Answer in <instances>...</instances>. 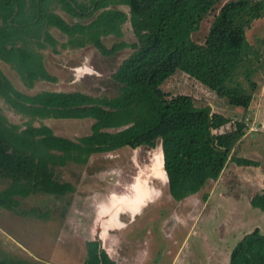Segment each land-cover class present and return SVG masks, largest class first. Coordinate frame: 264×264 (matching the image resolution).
I'll list each match as a JSON object with an SVG mask.
<instances>
[{
	"label": "trees",
	"instance_id": "trees-1",
	"mask_svg": "<svg viewBox=\"0 0 264 264\" xmlns=\"http://www.w3.org/2000/svg\"><path fill=\"white\" fill-rule=\"evenodd\" d=\"M222 0H0V59L16 70L27 86L37 79L55 81L45 66L42 50L54 52L58 40L50 27L67 32L70 24L56 7L71 10L84 6L85 24H78L81 45L90 43L112 55L131 47L111 77L119 85L113 96H94L82 91L42 89L27 93L18 89L0 67V97L15 111L28 117L23 125L10 121L0 110V176L8 180L0 189V208H12L18 197L37 192L64 195L74 186L56 177L55 166L68 162L85 164L96 152L122 147L154 146L160 141L163 168L174 198L197 191L219 177L228 160L258 165L256 160L232 155L245 132L246 122L230 121L208 104L197 105L187 93L170 94L162 84L176 72L225 97L230 104L248 108L256 82L250 71L243 84L239 69L250 49L246 29L264 13L263 0H226L214 14L202 41L192 33ZM127 4L125 10L112 4ZM75 10V9H74ZM129 20L136 37L111 46L103 36L122 35ZM65 45L64 42L61 43ZM35 117L85 118L93 122L89 133L72 139L56 134ZM264 211V186L250 198ZM0 264H42L8 253ZM84 264H115L98 238L87 241ZM227 264H264V234L259 227L245 233L234 245Z\"/></svg>",
	"mask_w": 264,
	"mask_h": 264
},
{
	"label": "rangeland",
	"instance_id": "rangeland-1",
	"mask_svg": "<svg viewBox=\"0 0 264 264\" xmlns=\"http://www.w3.org/2000/svg\"><path fill=\"white\" fill-rule=\"evenodd\" d=\"M224 1L217 3L192 33L196 41L204 39ZM73 2L86 5L88 0ZM112 5L128 14L127 4ZM56 11L77 25L67 32L50 27L58 40V51L41 49L45 66L56 80L37 79L27 86L15 69L0 59L4 73L27 93L51 89L116 95L119 85L111 75L132 48L105 55L93 44L81 45L84 39L78 37L75 22L85 24L91 18L86 16L84 6H72L71 10L58 6ZM246 38L251 47L238 78L247 86L244 73L249 70L256 82L248 108L230 104L182 72H176L162 87L170 94H190L197 105L208 104L229 117L230 121L219 130L230 129L235 120H244L245 132L231 154L256 160L258 165L228 160L217 179L179 199L168 188L160 141L154 146L96 152L85 164L71 161L57 165L56 177L71 182L73 191L64 195L37 192L18 197L12 208L1 207L0 254L42 264H84L87 241L100 230L102 247L115 264H227L231 249L245 233L259 227L264 234V211L248 201L264 186V13L246 29ZM102 39L111 46L119 40L133 42L136 37L127 19L122 24V35L109 34ZM0 110L15 123L23 125L28 120L2 97ZM32 122L46 123L56 134L76 139L90 132L93 119L35 117ZM7 182L0 176V189ZM115 249L119 255L113 252Z\"/></svg>",
	"mask_w": 264,
	"mask_h": 264
},
{
	"label": "crops",
	"instance_id": "crops-1",
	"mask_svg": "<svg viewBox=\"0 0 264 264\" xmlns=\"http://www.w3.org/2000/svg\"><path fill=\"white\" fill-rule=\"evenodd\" d=\"M250 198H251V196H250ZM250 198H249V202H250ZM121 221V220H120ZM118 226H120V224H118ZM108 230H109V228H108ZM92 238H98L101 242L103 241V238H102V235H101V232H100V230H98V232H97V234L96 235H93L92 236ZM114 253H117L118 254V252L116 251V249H115V251H113ZM110 254V253H109ZM119 255V254H118ZM126 261V260H125ZM184 264V263H183Z\"/></svg>",
	"mask_w": 264,
	"mask_h": 264
}]
</instances>
